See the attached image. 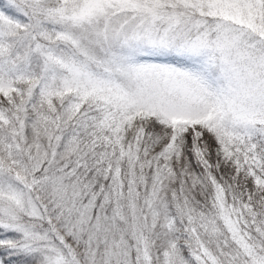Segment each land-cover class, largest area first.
Instances as JSON below:
<instances>
[{
    "label": "snow or ice",
    "instance_id": "obj_1",
    "mask_svg": "<svg viewBox=\"0 0 264 264\" xmlns=\"http://www.w3.org/2000/svg\"><path fill=\"white\" fill-rule=\"evenodd\" d=\"M0 264H264V0H0Z\"/></svg>",
    "mask_w": 264,
    "mask_h": 264
}]
</instances>
